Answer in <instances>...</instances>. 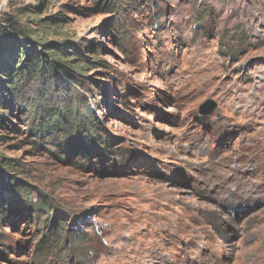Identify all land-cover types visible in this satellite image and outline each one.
<instances>
[{
	"label": "rangeland",
	"instance_id": "1",
	"mask_svg": "<svg viewBox=\"0 0 264 264\" xmlns=\"http://www.w3.org/2000/svg\"><path fill=\"white\" fill-rule=\"evenodd\" d=\"M98 1L0 0V264H264V0Z\"/></svg>",
	"mask_w": 264,
	"mask_h": 264
},
{
	"label": "trees",
	"instance_id": "2",
	"mask_svg": "<svg viewBox=\"0 0 264 264\" xmlns=\"http://www.w3.org/2000/svg\"><path fill=\"white\" fill-rule=\"evenodd\" d=\"M97 5L100 8H104V9L108 7V5L105 3L104 0L98 1ZM11 30H13V32L15 30L16 31V32H14L15 34L19 33V35H21L22 31L17 29L16 27L11 26ZM13 50L15 52V48ZM0 52H1V48H0ZM23 64H24L23 69L25 67L27 72L34 75V76H41L44 73H47L49 78L52 79V81L54 80V82L57 86H58V82H59V76H58L57 69H60V71L64 75H66L67 77H72V75H70V73H69L70 71H68V69L65 66H63L62 64H60L58 62L56 63L51 59H43L41 62L39 60V61H36L33 63H31V62L29 63V60H26V62ZM17 66H19V64L18 65L12 64L8 68H4V67L0 66V75H6L7 79L12 80V82H10L9 88H11L13 90L17 87V83H18V80H15V79L18 78L20 76V74L25 75V73H22L23 71L21 72V67L19 69H16ZM56 71H57V73H56ZM0 78H2V76H0ZM51 120H52V118H51ZM50 125L48 123L47 126H50Z\"/></svg>",
	"mask_w": 264,
	"mask_h": 264
},
{
	"label": "water",
	"instance_id": "3",
	"mask_svg": "<svg viewBox=\"0 0 264 264\" xmlns=\"http://www.w3.org/2000/svg\"><path fill=\"white\" fill-rule=\"evenodd\" d=\"M213 103L212 102H208V106H209V108L207 109V111H209L212 107H213Z\"/></svg>",
	"mask_w": 264,
	"mask_h": 264
}]
</instances>
